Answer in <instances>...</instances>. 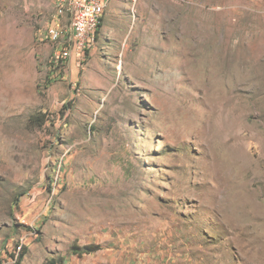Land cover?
Listing matches in <instances>:
<instances>
[{
    "label": "rangeland",
    "instance_id": "374dc122",
    "mask_svg": "<svg viewBox=\"0 0 264 264\" xmlns=\"http://www.w3.org/2000/svg\"><path fill=\"white\" fill-rule=\"evenodd\" d=\"M56 5L0 0V264H264V0H137L50 79Z\"/></svg>",
    "mask_w": 264,
    "mask_h": 264
},
{
    "label": "built area",
    "instance_id": "2783aa9c",
    "mask_svg": "<svg viewBox=\"0 0 264 264\" xmlns=\"http://www.w3.org/2000/svg\"><path fill=\"white\" fill-rule=\"evenodd\" d=\"M111 1L56 0L54 24L49 30L50 39L56 45L51 65L62 68L73 52L85 53L96 46ZM64 16L69 24L63 23Z\"/></svg>",
    "mask_w": 264,
    "mask_h": 264
},
{
    "label": "trees",
    "instance_id": "16d2710c",
    "mask_svg": "<svg viewBox=\"0 0 264 264\" xmlns=\"http://www.w3.org/2000/svg\"><path fill=\"white\" fill-rule=\"evenodd\" d=\"M102 27H103V25L101 26V28ZM49 68H50V74H51V76L49 77L50 79L52 76H54V74H57L59 72V70L61 69V67L60 68H59V66L55 67L51 64H50ZM33 118L37 124L38 123L43 124L46 121V118L44 115H35ZM53 183H54V181H51V184H53ZM99 250H101L100 245H90V246H86L83 251H79V252H76L74 254L82 256L84 254H93L95 252H98ZM25 254H26V251H22L19 253V256L13 255L11 257H12V259H14L16 261L15 264H22V261H23V258L25 257ZM44 264H60V262L55 260V259H52L48 263H44Z\"/></svg>",
    "mask_w": 264,
    "mask_h": 264
},
{
    "label": "crops",
    "instance_id": "0c3cea01",
    "mask_svg": "<svg viewBox=\"0 0 264 264\" xmlns=\"http://www.w3.org/2000/svg\"><path fill=\"white\" fill-rule=\"evenodd\" d=\"M135 4L137 3V0H112L110 5H109V8L105 14V18L106 20L108 18L112 19L113 17H120L122 19V17L125 16V14L127 13V15H129V8L128 6L130 4ZM104 18V23H103V27H105L106 25V20ZM62 21L64 24H69V20L67 19V17H62ZM101 28V29H102Z\"/></svg>",
    "mask_w": 264,
    "mask_h": 264
}]
</instances>
